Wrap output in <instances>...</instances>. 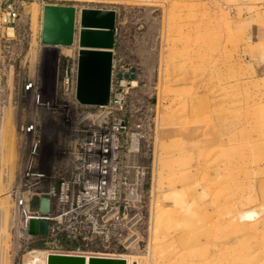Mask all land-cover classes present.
Listing matches in <instances>:
<instances>
[{"label": "rangeland", "instance_id": "rangeland-1", "mask_svg": "<svg viewBox=\"0 0 264 264\" xmlns=\"http://www.w3.org/2000/svg\"><path fill=\"white\" fill-rule=\"evenodd\" d=\"M12 1L20 14L13 36L3 33L0 12V130L5 124L12 136L0 145V206L3 199L9 208L2 264H21L47 240L21 235L10 196L18 183V125L35 112L23 84L35 80L61 116L70 101L54 84L57 68L79 51L77 36L70 47L43 45L45 5L117 14L113 77L128 70L123 114L139 135L144 170L133 211L140 222L124 229L131 243L121 253L135 264H264V0ZM69 109L76 114L75 105ZM40 113L52 150L59 129L54 114ZM93 247L84 246L101 249Z\"/></svg>", "mask_w": 264, "mask_h": 264}, {"label": "built area", "instance_id": "built-area-1", "mask_svg": "<svg viewBox=\"0 0 264 264\" xmlns=\"http://www.w3.org/2000/svg\"><path fill=\"white\" fill-rule=\"evenodd\" d=\"M0 12L4 25H8L3 33L13 36L20 15L15 2L0 0ZM127 71L115 72L109 105L85 106L76 99L78 56L59 64L54 84L70 101L63 106L67 110L61 116L53 108L56 102L45 101L35 80L24 82V91L32 93L35 112L32 121L18 125V183L10 196L19 216L18 229L26 240L32 238V220L47 221L48 232L45 247L26 252L21 264H44L45 253L47 258L70 254L124 256L120 246L131 243L124 229L140 222L133 211L144 176L137 161L139 135L129 130L123 114L131 85L124 77ZM119 74L123 76L120 79ZM71 104L77 108L74 115ZM42 111L54 114L59 129L52 135V150L44 146ZM44 198L50 204L47 213L40 209ZM84 246L101 249L85 251Z\"/></svg>", "mask_w": 264, "mask_h": 264}, {"label": "water", "instance_id": "water-1", "mask_svg": "<svg viewBox=\"0 0 264 264\" xmlns=\"http://www.w3.org/2000/svg\"><path fill=\"white\" fill-rule=\"evenodd\" d=\"M116 23L117 14L114 10L84 8L78 20V11L75 7L58 5L44 7L43 45L70 47L74 44L76 36L78 37L76 99L81 105L107 106L110 103ZM118 76L122 77L121 74ZM40 209L42 212H49L50 204L47 198L42 200ZM47 232V221L30 222L31 235L45 236ZM48 264H127V262L121 258L90 256L87 261L82 255H51Z\"/></svg>", "mask_w": 264, "mask_h": 264}, {"label": "bare ground", "instance_id": "bare-ground-1", "mask_svg": "<svg viewBox=\"0 0 264 264\" xmlns=\"http://www.w3.org/2000/svg\"><path fill=\"white\" fill-rule=\"evenodd\" d=\"M79 17H80V13L78 14V19H79ZM8 120V119H7ZM9 121V120H8ZM4 123V122H3ZM8 124V123H7ZM3 128H2V131H1V133H0V145H1V148L3 147V142H4V136L8 133V141L11 139V134H10V132H11V129H7L6 127H5V124H3V126H2ZM10 144V143H9ZM11 144H13V143H11ZM13 146V145H12ZM11 146V147H12ZM13 149V148H12ZM3 150V149H2ZM3 151H1V153H2ZM8 156L6 157H4L5 158V161H4V163H8V165L9 166H7L10 170H9V172L8 171H6V173H9V174H11L10 175V177H9V179L11 178V176H12V174H13V165H11V162H12V158H14L13 156H14V152L13 151H11V150H8ZM13 152V153H12ZM2 155V154H1ZM3 157V156H2ZM6 158H7V160H6ZM2 160H3V158H1ZM5 166V165H4ZM6 167V166H5ZM5 170H7V169H5ZM2 201V205L0 206V230H2V226H4V224H6V221H7V218H8V211H9V208H8V205H6V201L5 200H1ZM173 201V198L171 199V202ZM157 217H158V220H157ZM161 219V216H159V215H157L156 216V223H155V228H156V230L158 229V226H159V224H160V220ZM72 255H74V254H70V256H72ZM50 257V256H49ZM49 257L47 258V254L45 253V254H43V258L42 259H44V264H48V261H49ZM85 257H86V259H87V261H88V259L90 258V255H85ZM121 259H124V260H126V262H127V264H135V262L136 261H133V258L131 257V256H123ZM0 264H2V255H1V249H0ZM140 264V263H139ZM154 264V263H153Z\"/></svg>", "mask_w": 264, "mask_h": 264}]
</instances>
